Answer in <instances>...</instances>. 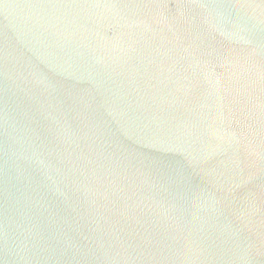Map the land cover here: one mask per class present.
<instances>
[{
  "label": "water",
  "instance_id": "obj_1",
  "mask_svg": "<svg viewBox=\"0 0 264 264\" xmlns=\"http://www.w3.org/2000/svg\"><path fill=\"white\" fill-rule=\"evenodd\" d=\"M0 264H264V0H0Z\"/></svg>",
  "mask_w": 264,
  "mask_h": 264
}]
</instances>
